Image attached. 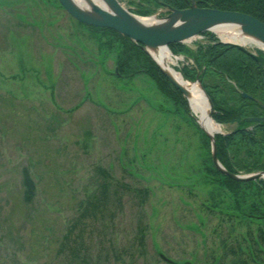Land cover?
<instances>
[{"label":"rangeland","instance_id":"1","mask_svg":"<svg viewBox=\"0 0 264 264\" xmlns=\"http://www.w3.org/2000/svg\"><path fill=\"white\" fill-rule=\"evenodd\" d=\"M6 1L16 8L0 9V264H64L70 225L97 264L264 263L260 221L234 217L227 199L213 208L210 151L190 113L146 75L114 78L113 53L83 24L65 27L56 0ZM99 170L106 201L79 217Z\"/></svg>","mask_w":264,"mask_h":264},{"label":"trees","instance_id":"2","mask_svg":"<svg viewBox=\"0 0 264 264\" xmlns=\"http://www.w3.org/2000/svg\"><path fill=\"white\" fill-rule=\"evenodd\" d=\"M164 2L176 8L188 6L186 0H132L127 6L138 15H148L161 8ZM199 7H216L221 10H232L249 13L264 22V0H195ZM98 35V44L103 50L113 53V76L117 79H132L135 76L146 75L155 82L157 90L173 100L187 111L188 105L180 91L173 87L154 60H152L138 43L131 38L119 34L111 28L93 27L87 25ZM101 34V35H100ZM205 40L195 43V48L185 43L169 44L171 51L190 58L179 67L184 78L201 80L206 94L212 99L214 112L212 118L216 122L231 125V131L215 135L217 159L230 172H254L264 170V121H247L245 117L264 115V108L254 100L240 95V91L251 94L264 103V68L257 64L252 56L245 54L232 44L219 42L209 31L203 33ZM186 60V59H185ZM123 81V80H122ZM123 81V82H124ZM200 130V129H198ZM201 131L203 141L210 148L207 135ZM208 148V150H209ZM205 172L211 179L207 180L213 186L208 193L213 201V208L221 206V200L227 199L231 204L234 217H246L249 222L260 221L258 234L264 243V179L254 178L239 181L219 172L210 158ZM104 179L98 188L85 199L83 209L80 207L79 217H82L89 205L91 209L100 208L106 201L107 187L111 184L107 179L109 174L99 170ZM32 182L27 175L23 177L25 199L32 196ZM141 194H139L140 196ZM252 201V202H250ZM212 208V209H213ZM73 225H70L63 237L62 245H68V253L62 259L64 264H97L96 259L79 248L82 236L76 233L72 236ZM82 250V251H81ZM231 252L236 249L231 247ZM226 264H264L256 263L253 258H244L237 254L234 260Z\"/></svg>","mask_w":264,"mask_h":264},{"label":"water","instance_id":"3","mask_svg":"<svg viewBox=\"0 0 264 264\" xmlns=\"http://www.w3.org/2000/svg\"><path fill=\"white\" fill-rule=\"evenodd\" d=\"M188 6L182 8H176L164 2H161L162 10L167 12L162 16H157L155 14L143 16L137 15L132 11L128 10L123 6L119 0H102L103 5L91 2L89 8H84L78 3H74L73 0H59V3L63 9L78 21L92 25L95 27H105L112 28L119 34H123L128 38H131L134 42L138 43L142 48L145 49L146 53L152 58L150 51L153 49H160L166 47L169 50L168 45L173 44V42H184L188 39L194 38L196 34L205 32V30L213 31L212 27L215 25H234L239 27V32L243 36H249L254 38L256 41L264 44V22L256 19L250 14L243 13L241 11L232 10H221L216 7H199L195 0H186ZM155 16L158 21L156 22H145L142 17ZM219 42L229 43L238 47L245 54H249L254 58L257 64L264 68V54L258 53L250 46H246L239 42H233L230 40L224 41L219 36ZM256 48L264 49L260 46ZM170 51V50H169ZM158 68L162 71L163 75L170 81V83L179 89L183 97L186 99L187 89L180 86L176 81L174 82L172 78L159 66L155 58H152ZM199 83L200 88L204 92L205 97L209 101L210 115L213 113V102L212 99L207 96L204 88L201 85V80L199 77L196 78ZM195 81V82H196ZM241 96L252 99L258 103L259 106L264 108V103L258 98L247 94L243 91L240 92ZM188 101V99H187ZM189 104V102H188ZM247 121H264V115L262 116H251L245 117ZM198 126L204 130L199 122ZM209 140L211 141V159L214 162L215 167L220 171L229 176L232 179L239 181L254 179V178H264V171H258L249 174H237L235 172L227 171L223 165L217 159L216 151V140L214 138V133L207 132ZM161 259L173 263L163 253H160ZM186 264H192L190 261L186 260Z\"/></svg>","mask_w":264,"mask_h":264},{"label":"bare ground","instance_id":"4","mask_svg":"<svg viewBox=\"0 0 264 264\" xmlns=\"http://www.w3.org/2000/svg\"><path fill=\"white\" fill-rule=\"evenodd\" d=\"M74 3H78L84 8H89L91 2L98 3L103 5L102 0H73ZM145 22H156L158 21L155 16L151 17H142L141 18ZM213 31L218 33L220 37L226 41L230 40L233 42H239L246 46H260L264 49V44L256 41L252 37L243 36L239 32V27L236 25H215L212 27ZM152 58H155L159 66L169 75L170 78L176 83H178L183 88L187 89L186 91V99L189 102V108L191 109L196 120L201 124L202 128L206 130L208 133H215L223 131L222 124H218L214 118L212 119L210 115V107L209 101L205 97L204 92L200 88L199 83L190 81L182 77L181 73L174 68V64L176 62L175 57H172L171 52L168 48L164 47L160 49H153L150 51Z\"/></svg>","mask_w":264,"mask_h":264},{"label":"flooded vegetation","instance_id":"5","mask_svg":"<svg viewBox=\"0 0 264 264\" xmlns=\"http://www.w3.org/2000/svg\"><path fill=\"white\" fill-rule=\"evenodd\" d=\"M127 1V0H126ZM132 0H128L127 2H128V4L131 2ZM8 2H10V1H6V0H3V3H6L5 4V6H7V7H9L10 9H12V8H16L15 6H14V4L12 3V4H8ZM33 2H34V5H36V4H43V6H44V4L46 5L47 4V1H44V0H33ZM33 2H31V3H33ZM56 2L58 3V8L59 9H61V10H63V8L61 7V5H60V3H59V0H56ZM3 3H2V1L0 0V9L3 7ZM65 10V12L63 11V13L64 14H66V9H64ZM17 14H19V13H17ZM37 14V13H36ZM56 15V13L54 14V15H52L51 16V18H53L54 16ZM59 15H61V12H60V14ZM67 15H68V17H67V19H68V21H66V22H64V25H65V27H72V25H75L74 23H81V24H83L84 26H87V25H85L84 23H82V22H80V21H78L77 19H74L68 12H67ZM18 18H16V19H18V20H16V22H18L19 24H21V23H23L22 21H19V20H21V19H23V17H20L19 15H16ZM19 18H21V19H19ZM57 19V18H56ZM55 19V20H56ZM55 20H53V21H55ZM24 21H26V19L24 18ZM53 21H50V22H53ZM36 22L37 21H35V20H32V21H30V22H28L27 24L28 25H30V23L33 25V26H36ZM90 30V29H89ZM91 31V30H90ZM57 33V32H56ZM93 33V32H92ZM95 36H96V38H98L97 36L98 35H96V34H94ZM101 35V34H100ZM70 36V35H69ZM63 37V38H62ZM90 37V36H89ZM55 38V37H54ZM56 38H58V39H64L65 38V36H64V34L63 33H59L58 35H56ZM63 42H64V40H63ZM99 46V45H98ZM103 47V46H102ZM102 47H100V49L99 50H103L102 49ZM104 52H106V53H108V55L105 57V59H107L108 58V56H110V54L111 53H109L108 51H105V50H103ZM112 55V54H111ZM112 56H114V55H112ZM106 61V60H105ZM189 63H192V62H190V61H188ZM113 68H114V66H113ZM113 72V71H112ZM114 77V76H113ZM137 77V76H136ZM147 77V76H146ZM115 78V77H114ZM133 78H135V77H133ZM148 78V77H147ZM149 79V78H148ZM129 81H131V79H128ZM151 80V79H150ZM125 83V82H124ZM125 85H127V84H125ZM160 92V91H159ZM161 93V92H160ZM165 96V95H164ZM167 97V96H166ZM249 99V98H248ZM249 100H252V99H249ZM174 104L175 105H178L177 103H175L174 102ZM229 125V124H228ZM233 173V172H232ZM235 173H237V172H235ZM242 174L243 173H250V172H245V171H243V172H241Z\"/></svg>","mask_w":264,"mask_h":264}]
</instances>
